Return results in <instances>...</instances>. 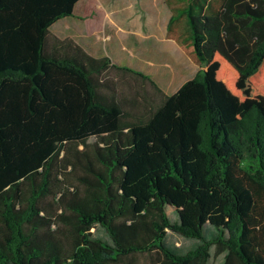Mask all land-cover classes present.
I'll return each mask as SVG.
<instances>
[{
    "label": "trees",
    "instance_id": "trees-1",
    "mask_svg": "<svg viewBox=\"0 0 264 264\" xmlns=\"http://www.w3.org/2000/svg\"><path fill=\"white\" fill-rule=\"evenodd\" d=\"M78 1L0 0V264H264V0H165L200 69L160 100L51 38Z\"/></svg>",
    "mask_w": 264,
    "mask_h": 264
},
{
    "label": "crops",
    "instance_id": "crops-1",
    "mask_svg": "<svg viewBox=\"0 0 264 264\" xmlns=\"http://www.w3.org/2000/svg\"><path fill=\"white\" fill-rule=\"evenodd\" d=\"M83 1L75 4L72 15L52 23L51 38H70L94 57L107 56L112 62L128 63L149 74L159 90L150 84L142 87H146L153 99L171 95L196 74V70L191 69L196 63L176 39L183 40L184 36L188 39L186 20L182 17L174 20L169 36L168 25L173 13L165 0H92L86 10L78 13ZM124 55L129 57L128 61ZM174 66H178V70ZM157 70H163L165 75L158 76ZM123 73L116 68L109 69L110 78L118 82L120 94L127 93L122 86ZM138 90L140 96L144 95V89H137L136 85L130 91L138 94Z\"/></svg>",
    "mask_w": 264,
    "mask_h": 264
},
{
    "label": "rangeland",
    "instance_id": "rangeland-1",
    "mask_svg": "<svg viewBox=\"0 0 264 264\" xmlns=\"http://www.w3.org/2000/svg\"><path fill=\"white\" fill-rule=\"evenodd\" d=\"M89 1H92V0H84L83 1L84 3L78 7L77 12L78 13H82L83 10H86ZM123 57L127 61L129 60V57L127 55H124ZM125 64H126V66L130 65L128 63H125ZM186 66L189 67L187 64H186ZM173 68L178 70L179 67L178 66H176V67L174 66ZM191 69H194L197 72L200 69V67L197 64H193L191 66ZM155 74H157L158 76L159 75H165L163 70H157V72ZM177 80H174V84H176ZM171 93H172V91H171ZM88 140L89 141H94L95 137H90ZM172 215L175 216V214H172ZM91 231L93 232L94 236H100V237H102L104 239H108V236H107L105 230L103 228H101L100 226H96V227L92 228ZM167 241L169 243H172V244H175V245L179 246L182 251H186L189 248H191L196 243L197 240L183 237L181 235H178V234L173 233L172 231L168 230L167 231ZM223 260H224V253L216 255L215 251H214V247H211L210 258H209L208 264H222Z\"/></svg>",
    "mask_w": 264,
    "mask_h": 264
}]
</instances>
